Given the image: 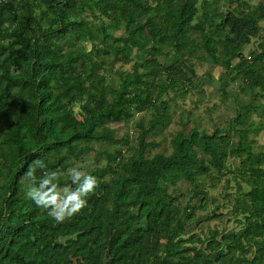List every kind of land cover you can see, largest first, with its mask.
Wrapping results in <instances>:
<instances>
[{
    "label": "trees",
    "instance_id": "1",
    "mask_svg": "<svg viewBox=\"0 0 264 264\" xmlns=\"http://www.w3.org/2000/svg\"><path fill=\"white\" fill-rule=\"evenodd\" d=\"M220 2L0 4V264H264V146L254 150L264 131V0H224L226 10ZM195 59L221 68L226 82L239 81L247 100L239 105L231 94L236 114L224 128L207 132L182 120L171 152L146 156L158 145L146 137L172 121L169 92L207 93L186 69ZM118 63H132V71H115L113 85L107 72ZM140 113L149 120L139 122L132 147L108 125ZM94 150L95 167L86 171L99 183L78 214L57 224L25 199L29 163L39 158L63 170ZM229 158L237 159L234 170ZM226 174L224 203L207 210L218 201L209 190ZM179 181L189 184L184 195ZM227 206L233 227L190 230Z\"/></svg>",
    "mask_w": 264,
    "mask_h": 264
},
{
    "label": "rangeland",
    "instance_id": "2",
    "mask_svg": "<svg viewBox=\"0 0 264 264\" xmlns=\"http://www.w3.org/2000/svg\"><path fill=\"white\" fill-rule=\"evenodd\" d=\"M263 0H247V3L251 6H255L258 3L262 2ZM220 2L218 4V7L222 10H226L225 4H222ZM88 20H90L93 24L97 25V21L94 20L91 16H87ZM67 39H63L62 41H65ZM255 39L251 40V44L245 47L244 54L247 53V51L253 46L252 43H254ZM256 43V41H255ZM192 67L186 68L188 73L191 77L195 79V81H200L205 84V90H207V93L202 96L200 91L197 90V88H190L189 91L186 93L182 92L183 89L179 86L174 91H170L167 95L169 99L172 100L171 102V123L163 130L159 131L156 135H153V133L149 134L146 137L147 142H155L158 143L157 146H152L147 148L145 154L146 156H152L155 153H164L169 154L172 150L170 140L178 130L181 129V121L188 120L189 123L187 127L198 125L203 130L207 132H211L213 127H219L224 128L227 125V122L233 118L236 114L235 109L237 108L236 104H234L232 100V93L237 97L236 103L239 105H242L243 102L247 100V97H242L237 92L238 90V82L236 80H233V83L226 82L220 74H223V71L219 67H215L214 65L203 62L201 63L199 60H192ZM115 71H125V72H131L132 71V63L121 65L120 63L113 66L108 72L107 75L109 76V82L115 85L117 83V77L115 76ZM211 72V75L213 78L209 79L206 76V73ZM225 89L226 92H229L230 95L224 96L221 89ZM75 111H78V107H75ZM255 118V117H253ZM149 120V115L147 113H140L135 114L134 117L129 122H122V123H112L109 124L108 127L111 131L115 132V135L117 138H126L128 140V143L130 146H137V139L140 135L141 127L139 125V122L142 121L144 125L147 124ZM256 140V143L254 145V150L258 151L264 146V131L260 133L257 137H254ZM233 140H236L233 138ZM115 145H111L110 148H114ZM123 146V149L127 148V146ZM95 149H99L100 146L98 144L94 145ZM96 157V151H92L88 153L87 156H85L82 159V162H79L78 164L82 165L84 169H89L95 167L94 159ZM228 165L232 170H234L237 166V159L235 158H229L228 159ZM226 178L232 179V174H226L224 178L221 180V185L218 186L216 189H210L209 190V196L210 197H216L218 199L217 203H213L208 201L207 210H212L215 208L216 204H219V206H222L224 203L222 196L224 193V190L222 189V186L224 185V180ZM209 180L208 178L204 179V184L208 185ZM180 191L184 194L188 192L189 184L186 182H177L176 184ZM235 183L234 181L229 182V188L225 190L228 195V202H233V195L235 192ZM185 198V197H184ZM186 202V198L183 200V204ZM227 205V204H226ZM219 213H222L223 215L219 219H213L210 221H202L199 226L192 225L190 230H194L195 232L199 233L201 230L206 231L210 229H229L235 225L233 222H228V219H230V207L227 206L226 209H219ZM198 216L203 215V210L198 209L197 210Z\"/></svg>",
    "mask_w": 264,
    "mask_h": 264
},
{
    "label": "clouds",
    "instance_id": "3",
    "mask_svg": "<svg viewBox=\"0 0 264 264\" xmlns=\"http://www.w3.org/2000/svg\"><path fill=\"white\" fill-rule=\"evenodd\" d=\"M61 177H66L67 182L62 183ZM21 180L25 199L45 210L57 224L85 208L99 183L97 176L80 164L61 170L49 167L39 158L28 164Z\"/></svg>",
    "mask_w": 264,
    "mask_h": 264
},
{
    "label": "built area",
    "instance_id": "4",
    "mask_svg": "<svg viewBox=\"0 0 264 264\" xmlns=\"http://www.w3.org/2000/svg\"><path fill=\"white\" fill-rule=\"evenodd\" d=\"M5 1H6V0H0V4L3 3V2H5Z\"/></svg>",
    "mask_w": 264,
    "mask_h": 264
}]
</instances>
